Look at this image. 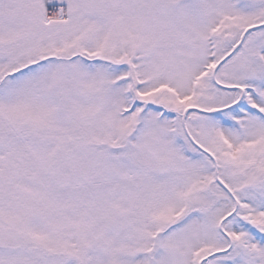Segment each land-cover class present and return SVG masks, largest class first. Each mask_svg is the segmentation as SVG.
<instances>
[{"label": "snow or ice", "instance_id": "6c2138e0", "mask_svg": "<svg viewBox=\"0 0 264 264\" xmlns=\"http://www.w3.org/2000/svg\"><path fill=\"white\" fill-rule=\"evenodd\" d=\"M0 264H264V0H0Z\"/></svg>", "mask_w": 264, "mask_h": 264}]
</instances>
